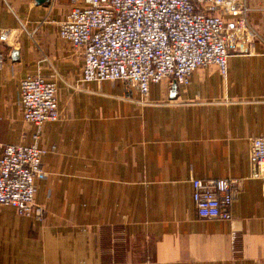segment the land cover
<instances>
[{
    "label": "crops",
    "instance_id": "obj_1",
    "mask_svg": "<svg viewBox=\"0 0 264 264\" xmlns=\"http://www.w3.org/2000/svg\"><path fill=\"white\" fill-rule=\"evenodd\" d=\"M248 3L264 37V0ZM70 7L0 0V143H32L21 79L60 76V119L39 140L43 217L0 205V264H264V181L248 150L264 136V42L232 53L225 76L211 65L150 84L140 104L124 81L81 82L82 48L58 37ZM193 178L239 181L230 219L197 216Z\"/></svg>",
    "mask_w": 264,
    "mask_h": 264
},
{
    "label": "built area",
    "instance_id": "obj_2",
    "mask_svg": "<svg viewBox=\"0 0 264 264\" xmlns=\"http://www.w3.org/2000/svg\"><path fill=\"white\" fill-rule=\"evenodd\" d=\"M249 10L248 0H71L57 24L58 37L82 48L81 82L121 80L138 94V103L152 104L150 84L167 78L186 84L193 71L211 65L225 76L232 53L249 52L254 42H264L249 20ZM8 35L1 30L0 41ZM59 79L57 72L50 78L29 74L21 79L18 106L24 122L35 127L32 143H0V205L38 220L43 209L34 201L35 179L46 175L39 140L42 125L60 119ZM248 150L250 177L264 181V136L248 138ZM238 183L193 178L197 216L230 219L228 208Z\"/></svg>",
    "mask_w": 264,
    "mask_h": 264
},
{
    "label": "water",
    "instance_id": "obj_3",
    "mask_svg": "<svg viewBox=\"0 0 264 264\" xmlns=\"http://www.w3.org/2000/svg\"><path fill=\"white\" fill-rule=\"evenodd\" d=\"M40 2H44L45 0H39Z\"/></svg>",
    "mask_w": 264,
    "mask_h": 264
}]
</instances>
